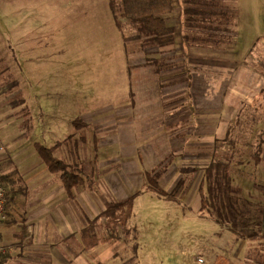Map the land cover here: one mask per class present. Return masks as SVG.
Returning a JSON list of instances; mask_svg holds the SVG:
<instances>
[{"label": "crops", "instance_id": "obj_1", "mask_svg": "<svg viewBox=\"0 0 264 264\" xmlns=\"http://www.w3.org/2000/svg\"><path fill=\"white\" fill-rule=\"evenodd\" d=\"M83 1L75 7L78 17L82 11L98 10L95 0ZM179 3L166 17L170 31L158 37L145 36L113 10L110 0L101 11L106 21L88 17L90 26L104 25L114 37L90 40L89 63L82 66L89 67L90 76L112 77L118 86L105 101L97 100L95 90L90 94L95 102L72 114L44 106V145L60 143L56 156L85 180L71 192L36 149L26 150L32 137L16 139L30 125L23 129L20 120L8 119L0 108V126L15 120L11 126L16 128L0 129V163L8 164L0 171V178L8 179L6 218L0 228L6 252L0 253V264H98L97 258L112 264L108 247L128 227L118 239L87 250L81 231L109 205L130 196H135L133 214L138 203L149 200V211L165 205L186 221L215 222L206 236L215 235L211 243L221 254L216 264H264V226L256 238L240 237L202 202L206 173L215 160L250 157L248 164H231L238 175L242 169L250 173L248 184L241 179L234 185L252 204L264 205V31L259 30L264 16L253 11L249 26L255 34L243 42L237 8L232 31L225 33L218 27L224 25L221 6L209 8L205 0ZM96 46L105 51L95 53ZM67 61L63 58L60 66L66 68ZM54 118L68 122L61 136L59 124L50 120ZM238 122L257 129L241 130ZM249 184L247 192L244 186ZM178 188L172 198L159 192ZM182 209L183 214L178 213ZM107 234L105 219L100 218L98 235ZM105 245L107 252H100Z\"/></svg>", "mask_w": 264, "mask_h": 264}, {"label": "rangeland", "instance_id": "obj_2", "mask_svg": "<svg viewBox=\"0 0 264 264\" xmlns=\"http://www.w3.org/2000/svg\"><path fill=\"white\" fill-rule=\"evenodd\" d=\"M95 2L98 6L96 12L82 11L78 17L75 7L78 3H86L83 0H0V108L4 107L2 112L6 113L8 119L20 120L22 128L24 124L30 125L28 132L23 130L16 135V139L19 136L32 137L34 141L27 142L28 152H35L34 142L44 144V106L72 114L95 102L96 98L90 97L95 90L99 92L97 100L104 101L116 92L118 84L113 82L112 77L90 76L87 70L89 67L82 66L89 63L90 40L114 37L111 36L114 35L112 30L104 25H101L102 29L90 26L88 17L92 22L106 21L101 11L107 0ZM205 2L209 8L221 6L222 11L218 13L224 17L221 22L224 25L218 27L225 33L232 31L229 27L235 20L233 10L237 8L243 42L251 40L255 34L249 26L254 22L251 17L253 11L256 9L264 16V0ZM179 4V0L174 1L175 7ZM59 7L67 9L58 12L63 11ZM116 9L119 10V6ZM259 30L264 31L263 24ZM104 51V46L95 48V53ZM65 57L70 61L65 62L66 68H63L60 65ZM79 59L84 61L79 62ZM69 64L73 66L67 68ZM118 79L120 83L121 78ZM60 105L68 106V109L63 110ZM50 120L59 124L61 131H58V135L61 136L68 122L56 118ZM14 121L8 120L6 123L10 126H0V129L12 128ZM12 129L16 128L13 126ZM0 147H3V143ZM7 165L0 163V171L5 172ZM234 179V183L241 179L247 180V184L250 182L248 177L239 175ZM244 187H247L245 191L248 192L250 184ZM148 201L147 206L140 203L136 205L128 222V230L121 239L108 247L114 258L112 264H216L215 259L221 254L216 245L211 243L215 235L211 232V236H206L217 226L215 222L197 219L186 221L165 205L154 206V210L149 211L148 206L151 208L152 203ZM183 211L178 213L183 214ZM148 212L154 214L146 217ZM205 245H208L206 250ZM107 246L99 251L107 252ZM97 263L101 264L103 260L97 258Z\"/></svg>", "mask_w": 264, "mask_h": 264}, {"label": "trees", "instance_id": "obj_3", "mask_svg": "<svg viewBox=\"0 0 264 264\" xmlns=\"http://www.w3.org/2000/svg\"><path fill=\"white\" fill-rule=\"evenodd\" d=\"M174 0H110L113 10L119 6L118 13L136 24L139 30L149 37H158L170 31L167 26L166 17L173 10ZM118 2L120 4L118 5ZM76 121H80L76 119ZM239 123V122H238ZM256 130L257 127L239 123V127ZM60 143L48 147L40 142L35 143V149L43 158L49 170L58 172L69 192L73 187L83 184L85 180L81 175L70 170L68 165L56 156L55 150ZM250 157H241L240 160L231 158L229 161L221 162L215 160L206 173V190L202 192L204 209H213L219 222L234 231L240 232V237L256 238L264 226V205L252 204L243 195L242 189L234 185V177L238 172L232 171V163L248 164ZM241 177H249L250 173L242 169L239 171ZM253 175V174H252ZM256 177L257 173H255ZM7 177L0 178L7 186ZM243 186V184H241ZM262 187V184H258ZM179 188L172 193L159 190L168 196L174 197ZM171 195V196H170ZM264 196V191H263ZM135 196H130L123 201L109 205L100 216L84 227L81 231L82 245L84 249H90L99 243L110 242L120 237L127 229L128 222L133 214ZM251 215V216H250ZM105 219L108 234L98 235V220ZM244 228L247 230L243 231Z\"/></svg>", "mask_w": 264, "mask_h": 264}, {"label": "built area", "instance_id": "obj_4", "mask_svg": "<svg viewBox=\"0 0 264 264\" xmlns=\"http://www.w3.org/2000/svg\"><path fill=\"white\" fill-rule=\"evenodd\" d=\"M7 196H8V188L5 185V183L0 179V228L3 225V222L6 218ZM5 252H6L5 248H3L0 244V253H5Z\"/></svg>", "mask_w": 264, "mask_h": 264}]
</instances>
